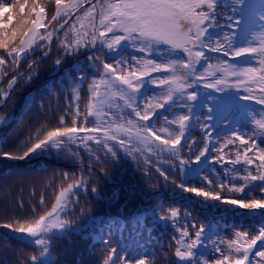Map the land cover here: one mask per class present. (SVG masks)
<instances>
[{"label": "trees", "instance_id": "trees-1", "mask_svg": "<svg viewBox=\"0 0 264 264\" xmlns=\"http://www.w3.org/2000/svg\"><path fill=\"white\" fill-rule=\"evenodd\" d=\"M224 1L234 3L238 0ZM5 2L12 3L13 0ZM106 2L108 0H99L101 4ZM39 3L45 9L44 26L38 35L40 38L57 30L66 18H60L59 23L51 20L57 12L55 0H39ZM96 3L97 0L94 4ZM218 6L221 9L220 4ZM7 15L5 13V23ZM224 15L228 18L227 14ZM224 23L232 24L228 20ZM70 24L52 39L43 52H35L30 61H26L30 56L28 54L25 59L14 62L7 51L0 49V59L5 60V64L0 65V103L7 88H12L8 102L0 110V153L22 154L35 142L37 136L43 138L47 131L71 127L73 120L78 125L99 127L100 130L92 135L99 136L101 143L97 144L95 139H82L85 134L79 133L73 138L74 142L68 137H62L61 147L52 148L48 145L24 160H11L0 156V264H103L111 248L117 249L113 258L114 264H121V256L126 261H133L132 264H136L139 259H143L145 264H177V249L187 252L190 250L188 244L197 240V232L201 229L209 232L213 224L220 228L223 223L225 231L220 250L209 264L221 258L222 254L232 259L242 256V253L235 251L236 245L230 246V243L236 241L243 245L244 240L258 234L260 219H264L261 209H256L258 217L250 218L247 209L224 204L220 200L198 197L183 189L195 188L219 195L221 199L248 202L264 198L260 180H245L246 176L239 174L230 181L229 188L225 189L217 166L211 165L205 171L213 184L210 187L202 180L193 181L190 178L183 168L185 151L179 152V146L173 151L163 149L161 145L160 151H152L147 146L139 145L130 156L125 154L115 140L107 143L115 147L118 155L113 159L109 154L106 163L100 162L103 164L102 168L93 167L97 163L96 155L103 157L107 153V149L103 147L105 131L126 127L129 132L135 133L134 125L143 124L144 121H140L123 100L113 95L118 88L124 87L114 80L108 87L101 82L100 94L105 101L104 112L97 114L94 109L92 116L87 115L88 104L95 105L99 100V97L92 96L89 85L93 81H101L104 70L100 60L114 66L115 60L110 51L99 46L92 48L89 44L87 47H77V42L83 40V37H79L78 27L71 30ZM227 33L230 34L231 31L226 30L219 36L221 41L227 39L226 35L223 36ZM46 39H40L36 45H43ZM15 46L19 47V40ZM140 47L141 43L134 40V51L130 54V71L135 69L153 74L149 97L140 111L157 113L163 108L153 106L164 103L168 88V85L160 84L159 81L173 77V73L165 71L163 66L167 60L189 62L188 56L182 50H171L163 43L152 44L150 53L141 51ZM97 56L100 60L89 59ZM147 59L160 64L161 70L153 72L144 63ZM57 60L59 63H56ZM259 60L255 64L257 68L260 67ZM223 67H226V63ZM183 71L181 65L176 70V75ZM17 74V82L13 85V78ZM153 80L156 83H152ZM136 83L137 81H133L134 85ZM196 90H199L197 84L192 89H185L192 94ZM125 91L131 92L130 89ZM183 99L168 101L172 107L166 119L160 120L155 129L162 138L170 140L180 135L178 117L187 115L189 103L186 96ZM260 114L262 113L258 108L251 111L250 119L244 123V133L248 136L254 135L261 148H264V134L255 123L256 119H263ZM109 121H112L111 126ZM129 121H132L131 126ZM186 129H189V125ZM116 135L125 139L124 147L129 146L128 137L123 132H117ZM197 137L198 134H195L189 144ZM131 143H137L134 136ZM156 143L158 142H153ZM204 149L205 139L200 140L196 146L188 166L199 162L202 156L199 159L196 157ZM90 167L91 176L88 172ZM254 169L253 175H258L256 165ZM161 172L165 175L162 176ZM81 180L85 184L74 189L77 194L66 197L69 202L64 213L47 218L48 223L64 220L72 221L73 226L60 231L52 229L50 233H41L37 237L15 233L3 227L6 223L12 227L28 225L40 215L47 216V213L52 212L53 205L57 204L56 197L59 193L68 184L76 185ZM251 185L254 197L250 196V192L235 190ZM93 187L95 191L91 192ZM75 201L78 203H71ZM63 206L64 202L61 204ZM172 211L177 213L175 217L171 216ZM161 216L166 219H161ZM185 231L191 232L188 240L182 235ZM236 232H245L249 236L241 239L236 236ZM31 239H40L41 243L36 244ZM104 241H108L107 246ZM45 247L48 251L42 255ZM194 247L195 245L192 248ZM34 256L35 261L32 260ZM190 264L203 262L193 258ZM255 264H259V257Z\"/></svg>", "mask_w": 264, "mask_h": 264}, {"label": "snow or ice", "instance_id": "snow-or-ice-1", "mask_svg": "<svg viewBox=\"0 0 264 264\" xmlns=\"http://www.w3.org/2000/svg\"><path fill=\"white\" fill-rule=\"evenodd\" d=\"M90 2V0H76L73 4L72 0H55V6L57 9L56 15L51 17L52 21L60 22V18L70 16L73 11L79 8L83 3ZM31 4V7H29ZM218 7V0H108L106 3H99L97 0L96 4H91V6L86 11L84 17L80 19L87 20L88 24L81 23V28L85 29L84 33H78L84 38L78 41L77 47H87L91 44L94 48L97 46V41L100 45H106L109 50H115L116 46L121 43L122 40H136L142 45L140 47L141 51L149 52L152 44L163 43L171 50H182L189 57V62L177 61V60H167V63L163 66L165 71H171L173 77L170 80H160V84L168 85L167 97L164 103L157 104L153 107L164 108L165 104L169 105L168 101H179L184 100L186 96L187 101H192L196 97L191 92H186L185 89H192L194 87V82L199 81L203 84L206 89H213L216 91H223L228 88H235L239 90L242 95L241 99L244 101H253L258 105L264 106V46L257 49L256 47L248 46L237 50L232 49L230 45L231 36L226 35L229 40L228 44H224L220 38H216L213 41L216 43H205L204 38L208 30V26L214 22L215 19V9ZM208 11H205L204 9ZM18 9V12L16 11ZM63 10V11H61ZM97 10L100 16L99 27L95 24V15ZM7 13V23L4 22V16ZM45 15V9L39 3V0H13L12 3H6L5 0H0V49H4L8 52V56L14 61L19 62L22 52L26 51V46L31 48L38 30L44 26L43 17ZM231 20V17H228ZM261 19L264 20V14L261 15ZM66 22V21H65ZM239 21H234L232 24L228 25L229 29L234 31L233 24H238ZM89 25L91 30L89 31ZM123 33V35H117L116 32ZM108 33H112V38L108 39ZM52 33L49 32L47 37L41 36V39H50ZM19 40V47L15 46L16 41ZM71 44V42H69ZM69 51L71 48L66 45ZM204 49L208 51L220 53L225 57H253V54L258 53L261 59L259 60L260 67H246L241 70L234 65H230V73L233 78L230 80L227 76L220 78L216 77L209 80L202 76L196 71L194 61H199L204 55ZM90 60H100V57H90ZM59 63V60L56 61ZM103 68L101 73V81H93L89 85L92 90L93 97H99L97 104H88V116L94 114V109L97 114L104 112V98L100 94L101 82L105 84L106 87L112 84V81H116L119 85L124 86L123 88H118L113 95L118 96L120 100L124 101V104L131 109L140 121L146 123L134 125L136 131L131 133L126 127H117L116 129H111L110 131H105L103 147L107 149L105 156L96 155L97 163L93 167H103L100 163L103 161L107 162V157L110 154L111 158H115L118 155V151L114 146H110L107 141L115 140L121 145L126 155H133V150L139 145H144L149 147L152 151H160V146L163 149H171L175 151L178 146L181 145L184 131L189 123V117L187 115H179L178 122L181 128L180 135L175 139H164L158 132L154 129L151 123H147L153 119L156 112H141L136 103L135 97L136 93L139 91L143 83V77L149 75L148 71H140L133 69L131 71L123 70L118 73L117 68L113 64L104 63L100 60ZM144 63L151 68L153 72H158L161 70L160 64H155L153 60L147 59ZM226 63L224 61H218L219 64ZM5 60L0 59V65H4ZM182 65L184 71L180 75H176V70ZM211 67V65H209ZM99 70V69H97ZM227 71V70H222ZM209 75H214L209 73ZM111 79H108V78ZM15 79V77L13 78ZM133 81H137L134 85ZM152 83H156L155 80ZM241 85L243 87L241 88ZM125 89H130L131 92L125 91ZM75 91V89H73ZM178 94V95H176ZM264 116V113L260 114ZM166 119V117H165ZM109 126H111L112 121H109ZM255 123L258 125L261 133H264V119H256ZM128 124L131 126L132 121ZM99 127H87L84 124H77L73 120V126L71 127H61L56 130L47 131L43 135V138L37 136L35 142L31 146L27 147L22 154H12V153H0V156L11 160H24L31 154L37 152L38 150L45 149L46 146L50 145L52 148L61 147L62 137H68L70 141L76 137L79 133H84L85 136L82 139L91 140L95 139L97 144L101 143L99 136H93L92 134L99 131ZM117 132H123L129 141V146H125V139L121 136L116 135ZM133 136L137 143H131ZM234 139L240 142L241 150L237 154L235 160H230L232 164H238L243 162L246 165H252L256 163L257 170L260 172L259 175H250L244 177L245 180H264V148H259L252 137L248 135H238L234 133ZM74 142V141H73ZM153 142H158L153 144ZM231 142V141H229ZM143 151V148L140 149ZM251 153V155H249ZM205 155L201 152L196 158L199 159L200 156ZM241 156L243 160L241 161ZM223 159V157H221ZM91 163V162H90ZM183 164V161L181 162ZM139 167V165H137ZM89 176L92 174V167L88 170ZM162 176L165 175L164 172L160 173ZM167 178V177H166ZM85 182L81 180L78 184H68L67 188L59 193L56 197L57 204L53 205L52 212L47 213V216L40 215L33 223L25 225L21 224L19 227H12L10 224H4V228H9L11 231L19 234H24L30 237H37L41 233H50L52 229L56 231L63 230L67 227L73 226L72 221L58 220L55 223H48L47 218L54 215H59L64 213L67 203L66 197L77 194L74 189H79ZM185 192H193L198 197H204L206 199H211L213 201L220 200L224 204L236 205L241 209H264V198L259 200H251L245 202L244 200L238 199H221L219 195L210 194L205 191H200L195 188L185 187L183 189ZM237 192H243L244 188H236ZM95 191V187L91 189V192ZM264 191V190H262ZM62 202L64 206L61 207ZM78 203V201L71 202ZM59 209V212H58ZM177 213L175 211L171 212V216L175 217ZM161 219H166V217L161 216ZM203 229L196 233L197 240ZM182 235L187 236L185 231ZM238 238L243 239L249 236L245 232H236ZM47 240V239H45ZM258 241H264V230H261L256 235H252L250 239L244 240L243 245H239L236 241H232L231 245L235 246V251L237 253H242V256L235 259L230 258L227 255H221V258L214 260L213 264H254V261L250 259V254L252 253L254 246L257 245ZM36 244H40L41 240L36 239ZM105 245H108V241H104ZM196 244L193 241L188 244V248L191 249ZM47 247L44 248V252H47ZM117 249L111 248L108 257L104 260L103 264H110L113 262ZM219 251V249H218ZM176 256L181 260H184L186 253L177 249ZM190 254V253H189ZM255 256L259 257V264H264V248L255 252ZM121 264H132L133 261H126L124 256L120 257ZM33 261L36 260L34 256ZM136 264H145L143 259L136 260Z\"/></svg>", "mask_w": 264, "mask_h": 264}, {"label": "rangeland", "instance_id": "rangeland-1", "mask_svg": "<svg viewBox=\"0 0 264 264\" xmlns=\"http://www.w3.org/2000/svg\"><path fill=\"white\" fill-rule=\"evenodd\" d=\"M72 3L73 4H75L76 3V0H73L72 1ZM88 10V8H86L85 10H84V12L77 18V20H78V22H81V23H84V24H88V21L87 20H81L80 19V17H84V15H85V13H86V11ZM61 11H63V10H61ZM42 28V27H41ZM41 28L38 30V32H37V34H36V37H35V41H34V43L36 42V40L38 39V35H39V32H40V30H41ZM88 30H91V26L89 25V28H88ZM85 32V29L83 30V33ZM83 37V36H82ZM84 38V37H83ZM33 43V44H34ZM33 46V45H32ZM90 46H91V44H90ZM32 48V47H31ZM31 48H28L27 46H26V51H28L29 49H31ZM24 53L25 52H22L21 53V56L20 57H22L23 55H24ZM188 61H189V57H188ZM177 74V73H176ZM59 212V211H58ZM57 216V215H56ZM34 239H31V241H33ZM35 241V240H34Z\"/></svg>", "mask_w": 264, "mask_h": 264}, {"label": "water", "instance_id": "water-1", "mask_svg": "<svg viewBox=\"0 0 264 264\" xmlns=\"http://www.w3.org/2000/svg\"><path fill=\"white\" fill-rule=\"evenodd\" d=\"M81 8H82V7H81ZM81 8H79L78 11L81 10ZM75 13H77V11H76ZM75 13H74V14H75ZM49 41H50V39H48L47 44L49 43ZM14 81H15V80H14ZM7 98H8V97H7ZM7 98H6L5 101H3V103L0 105V109L5 105ZM177 261H178V263H180V264H186V263H187V259H186V258H185L184 260H181L178 256H177Z\"/></svg>", "mask_w": 264, "mask_h": 264}]
</instances>
